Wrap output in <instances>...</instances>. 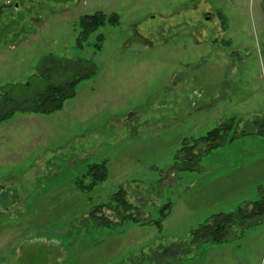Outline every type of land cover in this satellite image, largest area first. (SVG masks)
I'll return each instance as SVG.
<instances>
[{"label":"rangeland","instance_id":"obj_1","mask_svg":"<svg viewBox=\"0 0 264 264\" xmlns=\"http://www.w3.org/2000/svg\"><path fill=\"white\" fill-rule=\"evenodd\" d=\"M95 12L119 24L80 49L79 20ZM47 56L96 72L61 110L0 121V264H148L213 215L264 199L262 0H0V94ZM230 118L235 138L205 153L199 138ZM196 143L195 168L181 169ZM93 164L105 179L93 181ZM243 170L263 196L223 194ZM119 189L126 213L111 201ZM179 264H264V218Z\"/></svg>","mask_w":264,"mask_h":264},{"label":"trees","instance_id":"obj_2","mask_svg":"<svg viewBox=\"0 0 264 264\" xmlns=\"http://www.w3.org/2000/svg\"><path fill=\"white\" fill-rule=\"evenodd\" d=\"M106 23L112 26L118 25V15L116 13L95 12L81 16L79 20L80 32L76 38L77 47L81 49L83 41ZM102 41V34L97 35L94 44L95 51L100 50ZM95 72L96 68L91 60H72L58 56H47L41 62L38 71L30 75L25 81L8 83L2 88L0 94V121L9 119L16 112L49 115L61 110L64 103L75 96L78 83L90 78ZM232 128L233 118H230L199 138L201 143L206 144L205 153L224 145L227 141H232L235 136L225 139ZM241 134H244V131H241ZM197 146L198 143L189 148L184 147L181 149L185 154L182 158L183 163L180 164L181 169L192 171L195 168L194 165H196L202 153L195 155L194 149ZM88 172L94 182L103 180L106 177V168L103 164L89 166ZM111 201L121 207L120 211L124 213L133 208L125 199V192L122 189L113 194ZM95 213L96 210L91 212L90 215L94 217ZM95 218H98V216ZM263 218L264 199L253 203L250 210L238 209L233 213H217L191 233L188 243H172L152 250L148 264H179L182 256L190 254L191 247L224 243L228 239L235 222L238 221L239 227L243 228L249 223L259 222ZM101 223L107 224L110 223V220L106 218V221H101ZM140 262H142L141 259Z\"/></svg>","mask_w":264,"mask_h":264},{"label":"crops","instance_id":"obj_3","mask_svg":"<svg viewBox=\"0 0 264 264\" xmlns=\"http://www.w3.org/2000/svg\"><path fill=\"white\" fill-rule=\"evenodd\" d=\"M243 173H244V170L241 171V172H238L237 174H235V176L233 178H232V176L229 177V179H228V181H229L228 182V185L225 186V188H222V190H226V192H224L223 194H226V193L229 194L230 193L229 196H228V198H230L231 196L234 195V193H236V191H239L240 190L245 195V194L248 193L249 190H252L254 192L258 188L259 189V192L257 191L258 192L257 195L263 196L262 195L263 192H260V187H258L259 185H254V187H253V185L251 184L250 180L247 177V174L246 173L243 174ZM263 173H264V171L259 172V175L260 176L261 175H264ZM229 187H231L230 190H229ZM254 188H255V190H254ZM217 190H219L218 187H217ZM242 198L239 199V200H242ZM246 198L247 197H244L243 199H246ZM259 200H261V198ZM231 202H232V206H233L234 205V199Z\"/></svg>","mask_w":264,"mask_h":264},{"label":"built area","instance_id":"obj_4","mask_svg":"<svg viewBox=\"0 0 264 264\" xmlns=\"http://www.w3.org/2000/svg\"><path fill=\"white\" fill-rule=\"evenodd\" d=\"M262 6L264 7V0H262Z\"/></svg>","mask_w":264,"mask_h":264}]
</instances>
